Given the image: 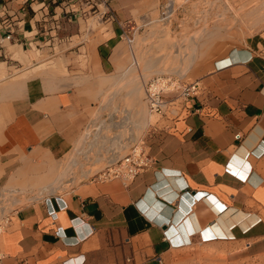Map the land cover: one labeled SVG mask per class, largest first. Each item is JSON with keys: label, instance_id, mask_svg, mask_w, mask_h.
Wrapping results in <instances>:
<instances>
[{"label": "crops", "instance_id": "0c3cea01", "mask_svg": "<svg viewBox=\"0 0 264 264\" xmlns=\"http://www.w3.org/2000/svg\"><path fill=\"white\" fill-rule=\"evenodd\" d=\"M166 1L110 0L107 36L82 39L84 0H0V188L73 148L125 34ZM227 39L203 57L197 95L142 133L146 165L16 207L2 264H171L217 241L264 254V20Z\"/></svg>", "mask_w": 264, "mask_h": 264}, {"label": "rangeland", "instance_id": "374dc122", "mask_svg": "<svg viewBox=\"0 0 264 264\" xmlns=\"http://www.w3.org/2000/svg\"><path fill=\"white\" fill-rule=\"evenodd\" d=\"M167 2H170L167 12H171L168 18L161 20L160 9L156 8L152 16L148 14L140 17L142 20L136 19L138 25L145 23L146 26L134 32L132 42L124 41L123 59H113V70L104 79L97 80L95 88L99 92L97 91L94 99L91 118L73 148L55 162L28 164L27 180L13 181L0 188V228L5 225L7 218L16 207L32 199L70 189L82 182L113 178L115 169L131 154L133 148L137 147V151L140 150L138 143L148 125L160 123L163 116L172 118L175 114L149 111L143 99L144 82L157 74H173L182 77L185 81H194L207 62L203 57L213 44L228 40L234 29L236 35L244 37L252 32L256 23H260L261 19L264 20V0H170ZM108 26L109 22L103 23L98 17H88L81 24L82 39H92L94 35L99 34L100 38H105ZM235 40L243 42L245 39ZM157 58L160 60L158 61ZM155 59L158 67L148 69ZM62 67V73L68 75L70 81L75 84L81 83L73 75L67 74L66 68ZM178 68L179 70H176ZM115 74L118 78L114 77ZM89 78L91 77L86 80ZM132 80L138 89L136 87L134 90L133 86L129 85H133ZM91 81L96 82L94 78ZM117 106L120 108V113L116 112L118 115L114 113ZM126 106L128 108L135 106L139 113L134 109L135 115L131 116L130 109H126ZM174 109L176 107L168 105L165 111L174 112ZM142 116H145V122L140 118ZM133 118L141 126L138 130H125L127 133L124 135L127 134V137H121L124 145L114 147L117 138L121 140L119 135L117 136L122 129L120 126L131 124ZM86 153L89 157L85 156ZM61 175H63L62 180H59ZM50 186H55V189L50 190ZM171 264H264V254L251 253L245 250L243 244L237 242L217 241L193 245L180 251L173 257Z\"/></svg>", "mask_w": 264, "mask_h": 264}, {"label": "built area", "instance_id": "2783aa9c", "mask_svg": "<svg viewBox=\"0 0 264 264\" xmlns=\"http://www.w3.org/2000/svg\"><path fill=\"white\" fill-rule=\"evenodd\" d=\"M110 0H84L88 6L87 9H79L78 16L98 17L101 21L103 19L112 20L113 14L109 9L108 3ZM170 1V0H168ZM167 2L160 6V19L164 20L171 15L168 13ZM138 30V29H137ZM135 29L132 28V32ZM10 37V34L5 36ZM127 43L132 42L133 35L127 32L124 36ZM3 38L0 37V43ZM199 86L195 81H185L182 77L173 74H157L146 80L143 84V99L150 112L154 113H175L172 118L178 113L182 103L189 97L197 95ZM168 105L176 107L175 111H165ZM236 137L240 135L237 133ZM126 162V163H124ZM146 165V158L142 155L141 149L137 151V147L133 148L122 163L115 169L114 177L121 178L124 181L131 179L138 171ZM5 254L0 251V264L4 259Z\"/></svg>", "mask_w": 264, "mask_h": 264}, {"label": "bare ground", "instance_id": "6f19581e", "mask_svg": "<svg viewBox=\"0 0 264 264\" xmlns=\"http://www.w3.org/2000/svg\"><path fill=\"white\" fill-rule=\"evenodd\" d=\"M207 3V2H206ZM206 29H207V26H206ZM212 29V28H211ZM207 31H209V30H207ZM206 31V32H207ZM210 32H211V30H210ZM214 33H216L215 31H214ZM214 33H213V35H214ZM205 34V33H204ZM211 36V35H210ZM194 37H196V36H194ZM196 38H198V37H196ZM205 41V40H204ZM192 43V42H191ZM179 46H181V45H179ZM183 46V45H182ZM183 48V47H182ZM184 48H185V46H184ZM195 49H196V47H195ZM181 50V49H180ZM190 50V49H189ZM182 53V52H181ZM185 53V52H184ZM192 53H193V51H192ZM194 54V53H193ZM196 54V53H195ZM163 55V54H162ZM161 55V56H162ZM158 56V55H157ZM161 56H159V57H161ZM196 56V55H195ZM166 57V56H165ZM167 58V57H166ZM165 58V59H166ZM164 59V58H163ZM184 59V58H183ZM157 60L159 61L160 59L159 58H157ZM168 60V59H167ZM162 62H163V60H161ZM161 62V63H162ZM185 62V61H184ZM159 63V62H158ZM166 63V62H165ZM185 64V63H184ZM184 64H182V65H184ZM149 67H151V68H156V67H158V65H157V62H156V59H155V61L151 64V66L149 65L148 66V69H149ZM166 67V66H165ZM150 68V69H151ZM167 68V67H166ZM171 69V68H170ZM159 70V69H158ZM157 70V71H158ZM176 70H179V68L178 69H176ZM176 70H174V72L176 71ZM114 77H116V78H118V76L115 74L114 75ZM115 78V79H116ZM134 79V78H133ZM134 81H137V79L135 80L134 79ZM139 82V81H138ZM132 84L133 85H131V84H129L130 86H133V89L134 88H136L137 86L135 85V82H133V80H132ZM135 86V87H134ZM130 88V87H129ZM133 89H131L130 88V90H132V91H134ZM137 89H138V87H137ZM138 92H140V91H138ZM116 94H117V92H116ZM116 94H114V96L116 95ZM140 94V93H139ZM129 96H130V94H129ZM134 96V95H133ZM137 96V95H136ZM135 98V97H134ZM127 102H128V100H127ZM140 103V102H139ZM122 106V105H121ZM127 107V108H126ZM125 108L126 109H130L129 110V114L131 115V116H133L134 117V115H135V106H134V108L133 107H131V108H128V106H126ZM119 107L117 106L116 107V109L114 110V113H116L117 111L119 112ZM135 109V110H134ZM121 111V110H120ZM136 112H138L139 113V110H136ZM120 113V112H119ZM117 114V113H116ZM142 114V113H141ZM118 115V114H117ZM143 115V114H142ZM115 118V117H114ZM140 118H142V120H144V122L146 121V119H145V116H142V117H140ZM113 122V121H112ZM139 123V122H138ZM138 123L136 122V120H134V118H133V121H132V123L131 124H124V125H121L120 126V128H122L120 131H119V133L117 134V136L119 135V138L121 139V137H124V136H126L127 137V134L126 135H124L125 133H127L125 130H127V129H131L132 131H133V129H136V130H138V127L139 126H141V125H138ZM143 123V122H142ZM136 130H135V132H136ZM128 131V130H127ZM129 134V133H128ZM135 134V133H134ZM136 135V134H135ZM117 136H115V137H117ZM115 140V139H114ZM112 141V140H111ZM113 143V142H112ZM107 145V144H106ZM114 145V147H121L120 145H124V142H123V140L121 139V140H119L118 138H117V141L113 144ZM122 148H123V146H122ZM112 151V150H111ZM114 151V150H113ZM89 153H90V151H89ZM114 153V152H113ZM115 153H116V151H115ZM85 156L87 157L88 156V153H86L85 154ZM91 156V155H90ZM89 157V156H88ZM111 157H114V156H111ZM85 159V158H84ZM89 161V160H88ZM117 161V160H116ZM115 162V161H114ZM66 175V174H65ZM68 176V175H67Z\"/></svg>", "mask_w": 264, "mask_h": 264}]
</instances>
